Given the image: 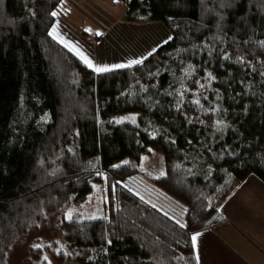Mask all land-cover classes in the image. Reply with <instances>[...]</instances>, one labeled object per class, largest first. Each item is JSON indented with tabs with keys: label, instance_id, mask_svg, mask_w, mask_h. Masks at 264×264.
<instances>
[{
	"label": "trees",
	"instance_id": "1",
	"mask_svg": "<svg viewBox=\"0 0 264 264\" xmlns=\"http://www.w3.org/2000/svg\"><path fill=\"white\" fill-rule=\"evenodd\" d=\"M112 1L171 38L97 73L52 34L62 0H0V264L102 186L106 213L61 220L65 250L34 248L33 262L198 264L192 236L222 222L248 178L264 183V0ZM139 176L177 216L145 200Z\"/></svg>",
	"mask_w": 264,
	"mask_h": 264
},
{
	"label": "crops",
	"instance_id": "2",
	"mask_svg": "<svg viewBox=\"0 0 264 264\" xmlns=\"http://www.w3.org/2000/svg\"><path fill=\"white\" fill-rule=\"evenodd\" d=\"M62 1L56 16L58 23L53 28L59 43L68 45L65 47L80 59L77 53H82L97 67L113 70L119 69L114 68L115 65L128 64V60H123L127 34L135 24L119 21V18L106 20L103 13L88 10L89 14L83 16L84 21L74 33L65 29L67 19L58 15L74 11L77 1L81 0ZM170 38L169 33L165 41ZM221 213V223L194 234H198L197 243L193 245L196 257L199 255L198 264H264V183L255 176L248 178L222 206Z\"/></svg>",
	"mask_w": 264,
	"mask_h": 264
},
{
	"label": "rangeland",
	"instance_id": "3",
	"mask_svg": "<svg viewBox=\"0 0 264 264\" xmlns=\"http://www.w3.org/2000/svg\"><path fill=\"white\" fill-rule=\"evenodd\" d=\"M63 2L64 1H62V4ZM77 2L78 4L76 3L74 11L70 10L67 11V13H64L65 15H58V17L61 16L67 19L65 22L68 26L65 27V29L68 31L72 30L74 33L75 31L77 32L80 22L84 21L83 16H86L87 13L89 14L88 10L95 13H103L107 17L106 20H114L116 18L117 20L119 18V21H121L120 19L123 20L125 10L123 4H114V1L112 0H81V2ZM56 22L58 23L57 19ZM56 22L55 25L57 24ZM133 27L134 28H131V31H129V34H127V49L126 54L123 57V60L124 58L128 60V64L133 60H144L149 56V53L152 54L153 51L169 37V32L166 31L161 24H135ZM72 39L75 40L74 37H72ZM150 161L155 162V166L161 168L163 166L160 157L156 155H153V158H151ZM219 180L220 176H217L211 181V183H209L195 200L192 209L196 210L199 208V204L216 187ZM133 182L137 187L140 185L145 189L143 190V196L147 202L151 205H155L156 208L163 212L177 216L175 213H179L180 206L173 201L172 198L140 176L138 179H134ZM140 182L141 184H139ZM103 190L104 187L102 186L100 189L95 190L86 203L80 206L72 205L54 216L47 218L43 223L30 231L28 235L19 239L13 247L10 264H41L39 261L33 262L31 256L29 257V252L31 253L34 248H37L34 247V245H40V247L52 246L54 252L65 250V242L59 229L60 221L66 219L68 213H71L72 217L76 215H79L80 217H96L100 214L104 215L106 210L105 194L103 193ZM46 257L48 264H75L70 261L58 263L53 258L52 254H48Z\"/></svg>",
	"mask_w": 264,
	"mask_h": 264
},
{
	"label": "snow or ice",
	"instance_id": "4",
	"mask_svg": "<svg viewBox=\"0 0 264 264\" xmlns=\"http://www.w3.org/2000/svg\"><path fill=\"white\" fill-rule=\"evenodd\" d=\"M53 16H56L57 13L53 12L52 13ZM90 31V30H89ZM55 32H56V29H53L52 30V34L54 35V38H56L55 36ZM99 35V33H98ZM63 42V41H61ZM165 43H167V41H165ZM264 43V42H262ZM65 46H68V45H65ZM78 55H80L81 59L87 64L88 67L90 68H93V70L97 73H102V72H108V71H111L112 68H109V67H97V66H94L93 63L91 62V60H89L86 56H84L82 53H77ZM149 55H151V53H149ZM228 57H225V59H227ZM143 63V59H139V60H133L131 62H129V64H120V65H115L113 66L114 68H125V67H132L133 65H137V64H142ZM261 75H264V72H261L260 73ZM209 76H211V74L209 73ZM182 95V94H181ZM194 103H199L198 100L194 101ZM141 199H143V197H141ZM153 207H155V205H153ZM95 217H93L94 219ZM66 219L68 220H71L72 219V214L71 213H68L67 216H66ZM178 224H180V227H185L184 224L180 223L179 220L176 221ZM197 240H198V234L197 235H193L192 236V243L193 245H196L197 243ZM34 247H37L39 248L40 245H34ZM45 259H47V257H45ZM197 261H199V255H197L196 257Z\"/></svg>",
	"mask_w": 264,
	"mask_h": 264
}]
</instances>
